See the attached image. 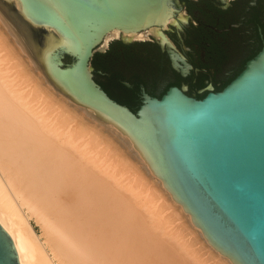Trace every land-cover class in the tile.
Masks as SVG:
<instances>
[{"label": "bare ground", "instance_id": "6f19581e", "mask_svg": "<svg viewBox=\"0 0 264 264\" xmlns=\"http://www.w3.org/2000/svg\"><path fill=\"white\" fill-rule=\"evenodd\" d=\"M173 19L161 29L109 31L98 49L116 38L163 37ZM54 45L65 47L58 31L28 19L20 0H0V226L18 263L233 264L193 225L130 136L47 74L44 51Z\"/></svg>", "mask_w": 264, "mask_h": 264}, {"label": "water", "instance_id": "95a60500", "mask_svg": "<svg viewBox=\"0 0 264 264\" xmlns=\"http://www.w3.org/2000/svg\"><path fill=\"white\" fill-rule=\"evenodd\" d=\"M21 12L56 30L46 71L67 94L122 128L208 243L233 264H264V46L220 91L201 100L170 87L142 93L132 112L107 96L90 66L112 30L160 28L179 0H20ZM0 264H19L0 226Z\"/></svg>", "mask_w": 264, "mask_h": 264}, {"label": "flooded vegetation", "instance_id": "af4514ba", "mask_svg": "<svg viewBox=\"0 0 264 264\" xmlns=\"http://www.w3.org/2000/svg\"><path fill=\"white\" fill-rule=\"evenodd\" d=\"M179 3L172 22L161 30L163 37L116 38L91 58L94 81L132 112L143 92L160 98L175 87L201 100L220 91L264 46V0Z\"/></svg>", "mask_w": 264, "mask_h": 264}, {"label": "rangeland", "instance_id": "374dc122", "mask_svg": "<svg viewBox=\"0 0 264 264\" xmlns=\"http://www.w3.org/2000/svg\"><path fill=\"white\" fill-rule=\"evenodd\" d=\"M99 47V46H98ZM98 47H97V49H98ZM93 121V120H92ZM118 133V132H117ZM118 138L119 139H121L122 138V136L121 135H119L118 134ZM135 152V151H134ZM131 157L133 158L132 159V161H134V164L136 165H141V163L139 164V162L136 160V156H134L135 154H132L131 153ZM136 157V158H135ZM137 162V163H136ZM140 168L141 169H143L142 171V173H144V175H145V177L148 179V177H149V179H151L150 181H151V183H152V185H154V186H156V183L154 182V181H152L153 180V178H152V176H150L148 173H146L147 172V170L144 168V166H140ZM153 182H154V184H153ZM175 208V207H174ZM173 209V208H172ZM174 210V209H173ZM182 217V216H181ZM176 223H178L179 224V227H182V226H185V227H187V223L184 221V219L183 218H181V219H179V218H177L176 220ZM29 222H30V224H31V226H32V228H33V230L37 233V234H39L40 233V228H39V225L38 224H36L35 223V220L33 219V218H29ZM188 229V228H187ZM189 230V229H188Z\"/></svg>", "mask_w": 264, "mask_h": 264}]
</instances>
